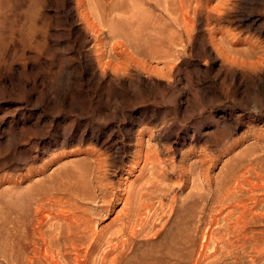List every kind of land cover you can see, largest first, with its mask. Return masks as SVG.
<instances>
[{
    "label": "bare ground",
    "instance_id": "bare-ground-1",
    "mask_svg": "<svg viewBox=\"0 0 264 264\" xmlns=\"http://www.w3.org/2000/svg\"><path fill=\"white\" fill-rule=\"evenodd\" d=\"M52 1L54 5L53 14L51 13V6L46 4L47 0H0V86L2 88H14L16 84L20 89L30 86L29 98L31 99L32 90L36 89L38 83L41 89L35 98L39 101V106L41 107L49 101L48 91L43 90L45 86L42 76L45 73L42 74L43 72L38 70L43 63L48 62L57 53L60 54V51L53 50L52 47L60 44L61 40L59 38L64 33H68L65 32L66 30L63 27L65 20L68 19L71 27L68 31L73 29L71 36L73 35L79 41L74 50L75 58L85 62L86 68L92 77H96V70L93 65L96 57L102 72L106 74V70H109V73H112L117 82L129 83V80L125 79L124 76L129 72H133L142 87L146 89L153 88V90L150 91L152 94L149 95L151 96V103L143 105L136 115H134L135 113L132 114L130 110L126 112H112L110 110L111 118L120 116L123 120L128 119V125L123 128V134L120 132L119 125L114 126L111 124L112 122L102 124V121H105L106 118L104 116L97 117L98 121L92 122L73 118L71 114L66 113L63 115V123L54 127L52 124L56 118L47 121L43 109L41 112H37L34 119H31L32 111L26 108L25 105L18 104V117L12 119V123L5 127L9 132L8 142L14 144L13 142L18 139L17 135L25 137L24 140H30L35 137L37 127H40L42 131L49 127L55 132V137H52L55 143H58L60 147H64L70 141H75L76 146L74 148L68 146L67 149L70 154L81 155L76 159L67 161L68 163H59L60 166L57 167L58 172H62L65 177L60 184L59 195H56V200L59 202L58 210L44 212L43 207L34 205V214L39 213L40 216L37 218V224L32 231L33 241L30 243L32 246L30 251H32L33 258L27 260L31 264H112L114 259H108L107 254L113 251L116 247L115 244L109 247L108 252L103 254L94 252L95 249L92 250L93 246H98L101 243L104 246V243L108 244L118 237H126L127 232L131 236L134 235L137 229L132 230V228L137 223H141L142 228L145 229L148 226L150 210H152V215L156 216L155 218L163 219L166 214L163 210L162 196H165L167 192L163 181H166L164 179L168 178V175H173L172 177L175 178L172 187L181 189L187 183L192 182L191 185H188L190 188L195 189V184H198L195 183L197 172L194 171V164L196 162H185L188 159H185V156H190L194 150L189 149L182 152L179 166L170 165L168 168L163 169L161 166L163 160L158 156V149L151 146L149 140L143 138V135L148 133V129L140 127L134 135L131 130L133 123H139L143 119H152L159 114L168 115L172 113L175 115V119H170L168 135H178L181 144L190 143L194 138H203L202 125L199 119L192 120L190 126L183 125L186 123L188 114L191 111L187 109V103L183 104L179 102V99L177 100V96L182 90L176 81L170 79L172 74L175 73V46L181 40L180 37L185 36V38H188L193 34L195 54L204 53L210 59L214 57L212 56V48L210 49L208 46L211 45L216 50V54L233 65V73H238L240 76H243V73L239 71V68L249 72L264 70V49L258 50L259 46L257 47L256 44L245 39L242 41L241 36L238 37V35L230 40L231 33L228 29H223L219 25L210 26L211 22L220 23L222 20L236 19L239 21V18H227L228 14L237 7V0H215L213 4V0H74V6L71 5L70 0ZM74 9L79 15L78 19L81 24L75 21ZM250 19L251 23H255V19ZM53 21L55 26L52 28ZM263 26L264 21L257 24L258 29L262 30ZM88 39L92 40L93 43L85 47ZM225 41L232 45H238L239 43L243 46L232 47V50L229 51V49H226L227 47L224 48ZM249 48L255 50V52L258 51L254 59L244 54L245 51H249ZM59 68L61 69V65H59ZM59 68L56 72L59 71ZM26 73L32 74V76L21 80L20 75ZM103 81L108 85L114 83L111 78ZM188 86L193 87V82H189ZM137 87L139 89V85ZM198 90L203 89L198 88ZM145 92L146 90L144 96H147L145 99L147 101L148 94L146 95ZM106 94L108 95V92ZM2 119L3 116L0 115V128H2ZM40 122H43V124L40 125ZM12 125L16 126L17 131L11 132ZM210 136L215 137L214 133ZM239 137L241 139V136ZM208 140L211 141L213 138L209 137ZM21 141L23 142V138ZM91 141H98L101 150L87 146L80 148L84 143H91ZM48 144V147L52 145L50 142ZM56 151L58 152V150ZM169 151L172 152V150ZM205 153H202L199 159L203 167L200 175L201 187H204L209 180L207 170L210 158L207 155L209 153ZM63 155L54 156L59 159ZM124 156H128L129 162L127 165L119 167L118 164L122 163ZM30 157V149L28 148L17 153L14 161L25 163ZM254 160L256 161V159ZM122 171H125L127 175L132 174L134 171H137V173L134 178L132 176V180H127V176L125 177ZM117 173L120 174L119 177L116 175ZM110 175H116L118 178L110 180L111 178L108 179ZM55 191L52 192L56 193L57 191ZM190 196V192H187L182 200L189 199ZM198 196L201 199L206 197H204V192H201ZM36 201L35 198V204ZM192 201L196 203L194 197ZM117 203H121V206L111 219V222H117L115 229L111 232L108 231V235L98 232L94 226V219H98L99 215L110 214ZM233 203L234 208L235 206L239 207L237 203ZM86 204H89L90 207H86ZM52 208L53 206L50 209ZM229 212L227 213L229 214ZM166 216L167 218L159 225L160 227L147 239L151 241H149L150 244L148 243L149 246L145 250L140 251L138 249V251H134L132 249L124 258L120 256V261L126 264L187 263L192 251H194L192 250L193 246H195L192 238L194 237L192 231L197 218L195 210L190 207L189 209L187 207L181 209L176 195L172 194L169 198ZM226 223L228 222L226 221ZM226 230L229 229H225V232ZM24 232V236H27L28 232L26 230ZM149 232L150 230L147 234ZM19 235L21 236L20 233ZM157 237L159 239H156ZM242 239L248 240V237L243 236ZM18 240H20L19 237ZM126 242L128 241H125V244ZM231 244L232 241H225L227 247ZM26 249L27 244L23 243L16 248L15 252L6 256V261L13 264H24L23 261L15 259L18 251H21L20 253L23 255V251L26 252ZM123 251L124 249L120 250L119 253ZM220 251L218 246H214L208 256L214 254L215 257L217 253L222 254ZM136 257L138 260H136Z\"/></svg>",
    "mask_w": 264,
    "mask_h": 264
},
{
    "label": "rangeland",
    "instance_id": "rangeland-1",
    "mask_svg": "<svg viewBox=\"0 0 264 264\" xmlns=\"http://www.w3.org/2000/svg\"><path fill=\"white\" fill-rule=\"evenodd\" d=\"M70 1L71 5L74 6V0ZM237 1V7L228 14L227 18H239V21L236 19L222 20L220 23L211 22L210 26L219 25L223 27V29H228L231 33L230 40H233L238 35V37L241 36L240 38L242 41L245 39L250 43L253 42L257 47L259 46L258 50L264 49V26L262 30L257 28V24L264 21V0ZM213 2L215 3V0L212 1V4ZM46 4L51 6V13L53 14V1L47 0ZM74 13L76 15V23L81 24L78 19L79 15L75 9ZM250 18L255 19L256 24L251 23ZM54 26L55 22L53 21L52 28ZM63 27L66 30L65 32L68 33H64V35L59 38L61 40L60 44L52 47L53 50L56 49L60 51V54L57 53L48 62L43 63L38 70L43 72L42 74L45 73L42 76L45 86L43 90H47L49 93V101L45 105L40 107L39 101L35 98L41 89L38 83L36 84V89L34 91L32 90L31 99L29 98V93L31 91L30 86H26L22 89H20L17 84L14 88L7 89L0 86V115L3 116L1 121L2 128H0V264H13L6 261V256L15 252L16 248L20 247L23 243L27 244L26 252L23 251L22 255V253H20L21 251H18L15 260L23 261L24 264H31L27 259L33 258L32 251H30V248H32L30 243L33 241L32 231L37 224V218L40 216L39 213L34 214V208L35 206L43 207L44 212L47 210H58L59 202L56 200V195H59V187L65 177L62 172H58L59 169L57 170V167L63 162L81 156L78 154H70L67 149L69 147L74 148V146H76L75 141H70L69 144L64 147H60L58 143H55V141L52 140V137H55V132L49 127H46L43 131L40 127H37L35 130L36 132L34 131V138L36 139L32 137L30 140H24L25 137L17 135L19 140L17 139L16 142H13L14 144L8 142L7 138L9 137V132L5 127L12 123V119L18 117V104L21 103L32 111L30 115L31 119H34L37 112H41L43 109L47 121L54 117L56 118L52 124L54 127L57 124L63 123V115L66 113L71 114L73 118L92 122H97V117L104 116L106 118L104 119L105 121H102V124H110L112 122L111 124L114 126L119 125L120 132L123 134V128H126L128 125V119L123 120L120 116L111 118L110 110H112V112H126L130 110L132 114L135 113L134 115H136L137 111L143 105L151 103V96L149 95L152 94L150 91H152L153 88L146 89L142 87L138 83L133 72H129L124 76L125 79L129 80V83H119L117 79L113 77L112 73H109V70H106V74L102 72L98 60L95 57L93 65L96 70V77H92L86 68L85 62L75 58L76 54L74 50L75 46L79 44V41L76 40L73 35L71 36L73 29L68 31L71 29L68 19L65 20ZM217 36H219V34H217ZM193 37V34L188 38L181 36V40L175 46V73L172 74L170 79L176 81L177 85L182 90V92L178 94L177 100L179 99V102L183 104L187 103V109L191 111L188 114L186 123L183 125L190 126L192 120L199 119L202 125L201 131L203 133V138H194L190 143L185 142L181 144L182 142L179 141L178 135H168L170 128L169 122L172 118L175 119V115L172 113L168 115L159 114L152 119H143L139 123H133L134 127L132 126L131 130L134 135L136 130L140 127L148 129L147 131L149 134H144L143 138L149 140V144H152L151 146H155L156 149H158V156L163 160V163H161L163 169L166 167L168 168L170 165L179 166L181 164L180 159L183 151L192 149L194 150L193 153L195 152L190 156H185V159H189L185 162H196L194 164V171L195 173L197 172L195 183L198 184H195V189L189 187V185L192 184L190 180V183H187L184 188L172 187V182L175 180V178L172 177L173 175H168V178L164 179L166 181H163V184H165L167 188L165 196H162V201L165 205H163L165 214L167 215L168 212L169 198L172 194H175L181 209L184 207L189 209L190 207L195 210L197 216V218L195 216L197 222L195 221L196 225L192 231L194 232L192 233V236H194L192 238L195 241H193V245L195 246H193L192 249L194 251H192L187 263L184 264H264V70L260 72H249L239 68L243 76L235 72L233 73V65L228 60H224L221 56L216 54V50L211 45L208 46L210 49L212 48V56H214L212 59L207 57L204 53L195 54ZM92 43L93 41L88 39L85 47L92 45ZM224 45V48L227 47L226 49H229V51L232 50V47L243 46V44L239 43L238 45H232L231 43L229 44L228 41H225ZM252 50L253 49L249 48V51H245L244 54L254 59L258 51L255 52V50ZM59 65H61V69ZM58 68L59 73L56 72ZM29 76H32V74H21L20 79L22 80ZM107 78H111L115 84L112 83L108 85L104 83L103 80ZM154 78H156V76H154ZM189 82H193V87L188 86ZM137 85H139V89ZM198 88H202L203 90H198ZM144 89L146 90V95L148 94L147 101L145 100L147 96H144ZM107 92L108 95L106 94ZM42 124L43 122H40V125ZM122 125H124V127H122ZM10 130L11 132L17 131L16 126L12 125ZM212 133H214L215 137L210 136ZM253 133L254 135H252ZM239 136H241V139ZM209 137L213 138V140H211L212 142L208 140ZM22 138L23 142L21 141ZM49 142L52 145L48 147L47 145H49ZM92 142H94V144H92ZM99 145L100 143L98 141H91V143H84L80 148L87 146L101 150ZM28 148L30 149L31 157L28 158L25 163H17L14 161V157L17 153ZM56 150H58V152ZM169 150H172V152ZM202 153H209L207 155L211 160H209L211 164L208 162L210 167L208 166L207 170L209 180L204 187L200 186V175L202 174L203 167L199 159ZM60 154L64 155L57 159L55 156H60ZM128 162V156H124L122 160L123 164L119 163L118 166L127 165ZM136 173L137 171H134L132 174L127 175L125 171H122V174L125 177L127 176V180H132ZM116 175L118 177L120 176L119 173ZM116 175H110L108 179L111 178L110 180H115L118 178ZM249 180L252 183H250ZM200 190L204 192V197L206 196L203 199L198 196V194L201 193ZM187 192H190V198L182 200ZM252 196L254 197L252 198ZM193 197L196 203L192 201ZM35 198L37 199L36 204L34 203ZM47 200L49 202L51 200L53 201L49 203ZM233 202L237 203L239 207L235 206L234 208L232 206ZM51 205L53 206L52 209H50L52 207ZM85 206L90 207L89 204ZM120 206L121 203H117L110 214L105 216L99 215V217L97 216L98 219H94V226L98 232L108 235L109 232L115 229L117 222H111V219ZM227 212H229V214ZM246 212L250 214L252 212L254 215L252 216V214L250 215L249 213L247 215ZM149 213L148 226H146L145 229L142 228L143 225L141 223L134 224L132 230L137 229L134 235L131 236V234L127 232V239L125 236L118 237L108 244L104 243V246L103 243L98 246H93L92 250L95 249L94 252L97 254H103L104 252H108L109 247L115 244L116 247L113 251L107 254L108 259H114L112 264H123L124 262H121L120 259L129 254L132 249L134 251H138V249L140 251L145 250L150 244L149 241H151L147 239L151 237V234L159 228V225L167 218L166 215L163 219L155 218L156 216L152 215V210H150ZM214 216L215 218L213 219ZM226 221L228 223H226ZM217 229L220 230L218 231ZM225 229L229 230L225 232ZM25 230L28 232L27 236H24ZM149 230L150 232L147 234ZM243 236L248 237V240H243ZM18 237L20 240H18ZM120 238L121 240H119ZM156 239L159 238L157 237ZM226 240L228 242L232 241L231 246L227 247L225 245ZM125 241L128 242L125 244ZM210 243H213L212 247ZM214 246H218L222 254L217 253L215 257L214 254L208 256ZM122 249H124V251L119 253ZM207 249L209 250L207 251ZM116 256H118L119 259L116 258ZM136 260H138L137 257ZM193 261L194 263H192Z\"/></svg>",
    "mask_w": 264,
    "mask_h": 264
}]
</instances>
